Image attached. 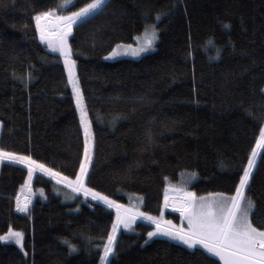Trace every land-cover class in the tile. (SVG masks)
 <instances>
[{
    "label": "trees",
    "instance_id": "obj_1",
    "mask_svg": "<svg viewBox=\"0 0 264 264\" xmlns=\"http://www.w3.org/2000/svg\"><path fill=\"white\" fill-rule=\"evenodd\" d=\"M91 2L0 0V149L75 180L85 163L82 107L86 187L117 204L141 195L143 213L156 218L186 173L196 195L235 194L264 128V0H104L69 36L77 104L65 58L48 49L35 17ZM153 23L155 50L105 58ZM27 191L25 212L17 205ZM245 193L264 230L262 148ZM114 224V206L40 169L29 182L26 164L0 160V235L25 233L24 248L0 241V264H102ZM153 228L144 219L118 225L109 264H223L204 248L149 238Z\"/></svg>",
    "mask_w": 264,
    "mask_h": 264
},
{
    "label": "snow or ice",
    "instance_id": "obj_2",
    "mask_svg": "<svg viewBox=\"0 0 264 264\" xmlns=\"http://www.w3.org/2000/svg\"><path fill=\"white\" fill-rule=\"evenodd\" d=\"M104 0H92L79 11L71 13L70 16L58 17L59 20L65 21L66 31L52 33L47 30V25L51 23L55 17L53 11H44L35 17L36 26L40 31V38L48 40L50 46L54 43L58 45L59 51L63 54L65 64L68 66L69 78L72 82V87L76 91L77 104H81L82 94L78 88L77 81L74 79L73 68L75 61L71 59V49L67 44V34L71 31V25L81 18H86L95 9L101 7ZM43 22V23H42ZM55 36V42L52 37ZM145 44L151 47L155 39H157L155 26H150L145 30ZM139 39V37L137 38ZM119 47V46H117ZM133 55H138L140 51H145L146 47L139 49H131ZM114 50L111 55H116ZM86 113L81 107V119L85 126L86 147L84 150L85 163L80 166V174L75 180L69 179L67 176H62L58 172H54L51 168H46L45 165L33 160L31 156L19 155L14 152H7L0 149V160H11L26 164L28 167V181L32 180L34 171L38 168L41 171L47 172L50 176L56 177L60 183H67L68 187L75 192H83L85 196L92 195L93 198L102 199L109 206H114L117 209V224L113 225L112 234L107 237V243L103 247L102 264H109L108 257L114 251L117 226L123 224L124 227H129L135 215H142L152 220L157 231L149 232L148 236L157 235V232H163L165 235L174 236V238L183 241L190 248H195L197 245L203 246L207 251L214 256L220 258L223 264H264V230L256 227L250 219V209L255 205L250 198L247 199L246 206L242 207V201H245V188L251 176L252 168L257 153L252 152V159L248 161V168L244 171L243 177L240 179L239 187L236 189L234 196H221L219 200L211 199L204 200L200 198L199 202L195 197V193H188L189 199L185 206L181 209L186 214L189 228L179 229L174 232L170 227L161 228V221L156 217L148 216L146 213H133L132 210L125 208L124 205L117 204L115 201L109 200L107 196L95 192L85 186V178L87 175V163L89 159V137L90 122L85 118ZM257 148L264 149V128L260 129L259 140L256 142ZM165 206H167V197H165ZM21 211H27V205L20 207ZM170 224L171 222H167ZM24 233L9 229L6 235H0V241L14 240L21 248H23ZM67 243V242H66ZM75 250V245H70Z\"/></svg>",
    "mask_w": 264,
    "mask_h": 264
},
{
    "label": "rangeland",
    "instance_id": "obj_3",
    "mask_svg": "<svg viewBox=\"0 0 264 264\" xmlns=\"http://www.w3.org/2000/svg\"><path fill=\"white\" fill-rule=\"evenodd\" d=\"M66 8H63V10L62 11H60L59 13H56V12H54L55 13V19H57V24H58V29L57 30H55V31H52V30H50L49 28H48V26H47V30L49 31V32H52V33H58V32H62V31H66V28H65V21H63V20H59L58 19V17H66V16H70L71 15V13H73V12H66ZM96 10V9H95ZM77 11H79V10H77ZM77 11H74V12H77ZM77 20H79V19H77ZM76 20V21H77ZM75 21V22H76ZM74 22V23H75ZM43 23V22H42ZM73 23V24H74ZM73 24L71 25V30H72V27H73ZM155 26V29H156V35H157V39H155L154 40V42H153V45L151 46V47H147L146 46V44H145V39H146V37H145V30L146 29H149V32H150V26ZM40 32V31H39ZM70 33H71V31L70 32H68V34H67V37H66V39H67V44H68V40H69V36H70ZM139 37V39H137ZM55 39H56V37L55 36H53L52 37V40L55 42ZM158 40H159V29H158V27H157V25H156V23H153V24H150V25H148L144 30H143V32H141L140 34H138L137 35V37H136V39H135V42H131V43H124V42H121V43H118L109 53H107L106 54V56H105V58L106 59H109V60H116V59H119V58H124V57H128V58H140V57H142L143 55H145L146 53H148V52H151V51H153V50H155V48H156V45H157V43H158ZM43 42L47 45V47H48V49L50 50V51H52V52H60L59 51V47H58V45H56L55 43L53 44V45H51L50 46V44H49V42H48V40H43ZM117 46H119V47H117ZM128 46H131V49H139V48H141V47H146V50L145 51H140L139 52V54L138 55H133L132 54V50H130L129 49V47ZM116 51L117 52V54L116 55H111V53H113V51ZM260 150V148H257L256 147V150H255V152L258 154V151ZM256 157H257V155H256ZM256 157H255V160H256ZM38 169V168H37ZM47 173V172H46ZM56 178V177H55ZM65 184H67V183H65ZM187 190L188 189H186L185 190V192L184 193H178V194H180V196H182L181 194H186V192H187ZM211 195H214V194H211ZM216 195H226V194H216ZM92 196V195H91ZM135 196H137L136 198H134L133 199V203H135V204H130V205H125V204H120V205H124L125 206V208H127V209H130V210H132L133 212H136V213H143V211H142V209H141V203L140 202H142V196L141 195H135ZM180 196H175V192H173V188L172 187H170L169 189H167V192H166V197H167V206H165L164 208L166 209V208H169V209H171L170 207H169V204H170V200L171 199H173V198H179ZM93 197V196H92ZM245 197H246V199H248V198H250L248 195H246L245 194ZM245 199V201H242V205H246V202H247V200ZM251 199V198H250ZM22 203L25 205V204H27V202H29L30 200H31V194L27 191L23 196H22ZM98 200H102V199H98ZM139 200V201H138ZM102 201H104V200H102ZM252 201V200H251ZM166 203V202H165ZM164 218H166V217H158L157 219H159L160 221H161V224H163V225H165L164 224V222H165V220H164ZM144 220H146V221H150V222H152V223H154L152 220H150V219H144ZM138 221V219H136L135 221H133V222H131L130 223V226L129 227H124V225L123 224H119V227L121 228V229H123V230H131L132 228H133V226H134V224L136 223ZM155 224V223H154ZM10 229H12V230H15V231H22L23 233H24V231L23 230H20V229H16V228H14V227H11ZM187 229V228H186ZM155 231H157V229H156V226H155V228H153L152 230H151V232H155ZM9 232V230L7 231V232H5L4 234H2V235H6L7 233ZM154 237H163V238H167V239H170V240H173L174 239V236H170V235H165V234H163V232H157V235H154V236H152V237H149V238H154ZM24 238H25V233H24ZM174 240H176V238L174 239ZM177 242H182V241H179V240H176ZM5 242H12V243H15V241L14 240H8V241H5ZM16 244V243H15ZM18 245V244H17ZM19 246V245H18ZM185 246H188V245H185ZM20 247V246H19ZM189 247V246H188ZM196 247H201V248H203L201 245H197ZM23 248H24V239H23ZM205 249V248H204ZM206 250V249H205Z\"/></svg>",
    "mask_w": 264,
    "mask_h": 264
},
{
    "label": "crops",
    "instance_id": "obj_4",
    "mask_svg": "<svg viewBox=\"0 0 264 264\" xmlns=\"http://www.w3.org/2000/svg\"><path fill=\"white\" fill-rule=\"evenodd\" d=\"M193 178H195V175L193 173H186L185 177H183V179H185L184 181L182 179V182L181 183L176 184V185L173 184V185H171V186L168 187V189L170 187L173 188V192H175V196H180V194H178V193H184L185 190L188 189L187 192H186V194H181L182 196L179 197V198H181V200L184 201V204L189 199L188 193H194L191 190V184L193 182ZM244 192H245V190H244ZM211 194H214V195H211ZM216 194H226V195H216ZM234 195L235 194H229V193H223V192H211V193H206V194H203V195H196L195 194V197L197 199V202H199L200 198H203L204 200H211V199H217V200H219L221 198V196L231 197V196H234ZM244 206H246V205H242V207H244ZM252 210H253V208L250 209V219H251ZM168 211L173 212V216H167L166 214L168 213ZM133 213H136V212H133ZM162 217H166V218H164V220H165L164 224L165 225L161 224V228L162 229H166V228H169L170 227L174 232H177L179 229H185V230H187L189 228V224H188V220L186 218V214L184 212H182L181 209H174V208L169 209V208H166L165 211L163 212ZM145 218L146 217L145 216H142V215H135V218L132 220V222L135 221L136 219H145ZM167 222H171V223L168 224ZM174 239H173V241H175V242H177L176 240H179V239H176V240H174ZM179 241H181V240H179ZM177 243H180V244H182L184 246L187 245L183 241L182 242H177ZM186 247H188V246H186ZM206 251H207V249H206ZM222 263H223V261H222Z\"/></svg>",
    "mask_w": 264,
    "mask_h": 264
},
{
    "label": "bare ground",
    "instance_id": "obj_5",
    "mask_svg": "<svg viewBox=\"0 0 264 264\" xmlns=\"http://www.w3.org/2000/svg\"><path fill=\"white\" fill-rule=\"evenodd\" d=\"M48 28L52 31H55L58 29V24H57V19L53 18L51 23L47 25ZM29 203V202H27ZM172 208L174 209H182V207L185 205L184 201L181 200V198H173L170 200V204H169Z\"/></svg>",
    "mask_w": 264,
    "mask_h": 264
},
{
    "label": "water",
    "instance_id": "obj_6",
    "mask_svg": "<svg viewBox=\"0 0 264 264\" xmlns=\"http://www.w3.org/2000/svg\"><path fill=\"white\" fill-rule=\"evenodd\" d=\"M71 4H69L68 6H67V8L70 6Z\"/></svg>",
    "mask_w": 264,
    "mask_h": 264
}]
</instances>
